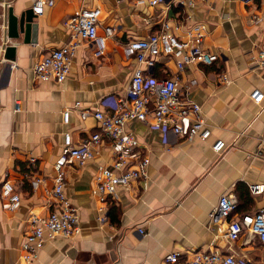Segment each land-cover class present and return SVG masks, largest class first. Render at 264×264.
<instances>
[{
    "label": "crops",
    "instance_id": "0c3cea01",
    "mask_svg": "<svg viewBox=\"0 0 264 264\" xmlns=\"http://www.w3.org/2000/svg\"><path fill=\"white\" fill-rule=\"evenodd\" d=\"M35 2L0 0V264H162L176 249L235 252L264 264L256 238L245 234L232 241L227 221L211 220L223 193L239 196L251 184H264V98L257 103L252 97L256 89L264 93V0H55L35 19V41L9 38L8 8L21 12ZM84 6L101 9L99 35L106 27L114 30L105 54L96 55L97 45L85 41L63 82L37 78V60L69 41L65 20ZM165 12L180 36L192 24H206L203 46L220 55L211 65L190 64L182 71L173 60L158 58L179 77L185 100L201 105L210 136L189 139L152 127L151 117L130 120L126 129L139 140L141 155L150 156L148 176L104 196L96 175L113 162L107 139L84 164H66L65 191L80 231L47 238L38 257L25 260L21 246L29 218L48 215L55 205L50 192L65 133L80 144L100 130L97 119L81 111L111 109L102 102L126 94L137 61L125 45L154 33ZM9 44L16 46L13 59L4 56ZM217 140L225 142L221 152L214 150ZM35 177L41 179L37 188ZM6 180L21 194L14 212L1 196ZM249 208H264V198H254Z\"/></svg>",
    "mask_w": 264,
    "mask_h": 264
},
{
    "label": "built area",
    "instance_id": "2783aa9c",
    "mask_svg": "<svg viewBox=\"0 0 264 264\" xmlns=\"http://www.w3.org/2000/svg\"><path fill=\"white\" fill-rule=\"evenodd\" d=\"M157 4L159 0H149ZM195 0H174L175 4H192ZM55 0H36L33 9L36 14L44 12L45 5H53ZM101 9L99 7H82L65 20L70 32V39L60 47H55L40 57L34 72L37 78L43 80L55 79L63 82L71 71L72 60L77 49L83 42H93L97 45L96 55L106 52L105 40L113 35L112 27L105 28V35H99ZM159 28L148 37L130 40L125 45V53L137 61L132 78L124 96H112L103 101V105L111 109H95L81 111L82 117L92 114L100 124V130L80 144H75L72 135L66 132L62 154L55 162L56 176L51 190L54 200L53 210L45 216L33 214L28 220V231L21 246L23 257L29 261L38 257L47 238L54 236H73L80 231V219L77 209L72 204L65 191V165L68 163L84 164L94 155L95 147L100 146L103 139L111 145L113 162L101 166L96 175V184L104 195L116 194L119 186H130L132 182L148 176L150 156L141 155L139 140L126 129L130 120L145 119L152 127L160 128L165 134L173 132L175 135L189 139L199 136L207 139L211 134V127L205 120L201 105L194 101H187L182 95L179 77L152 78L150 71L158 58L173 60L182 71L190 64L200 63L211 65L220 55L203 46V39L207 32L204 23L192 24L183 36L177 34L165 12ZM264 65V52L260 55ZM227 79L226 76L223 77ZM252 97L260 103L264 93L254 90ZM79 105V104H78ZM69 120L70 110L63 113ZM214 150L221 152L225 148L223 140H217ZM34 161V159H32ZM134 161V165L130 164ZM37 188L41 179L31 180ZM250 191L256 200L264 198V184L250 185ZM1 196L7 200L8 210L14 212L21 200V194L10 180L2 184ZM239 198L235 193H223L211 212L212 222L227 221L226 234L232 241H236L245 234L256 238L264 250V208L252 213L238 214ZM144 233V229H140ZM162 264H256L251 258L235 252L223 253L216 250L185 251L176 249L164 257Z\"/></svg>",
    "mask_w": 264,
    "mask_h": 264
},
{
    "label": "water",
    "instance_id": "95a60500",
    "mask_svg": "<svg viewBox=\"0 0 264 264\" xmlns=\"http://www.w3.org/2000/svg\"><path fill=\"white\" fill-rule=\"evenodd\" d=\"M37 15L33 7L15 12L13 7L8 8V37L19 39L23 35L25 42L35 41L38 24L35 21ZM16 46L9 44L5 48L4 56L6 59L15 57Z\"/></svg>",
    "mask_w": 264,
    "mask_h": 264
},
{
    "label": "trees",
    "instance_id": "16d2710c",
    "mask_svg": "<svg viewBox=\"0 0 264 264\" xmlns=\"http://www.w3.org/2000/svg\"><path fill=\"white\" fill-rule=\"evenodd\" d=\"M149 71L152 78L159 79V78L171 77V75L168 73L167 67L162 62H156L153 68ZM238 189L240 188L238 187ZM239 191L242 193L240 194L239 192V196H238L239 198L238 214L243 215L245 213H252V211H250L249 205L252 204L254 198L250 191V188L247 187L243 191L241 190Z\"/></svg>",
    "mask_w": 264,
    "mask_h": 264
}]
</instances>
